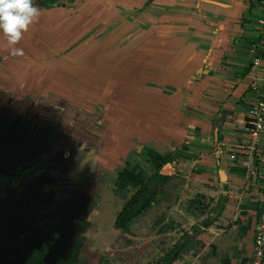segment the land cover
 Masks as SVG:
<instances>
[{
  "label": "crops",
  "instance_id": "crops-1",
  "mask_svg": "<svg viewBox=\"0 0 264 264\" xmlns=\"http://www.w3.org/2000/svg\"><path fill=\"white\" fill-rule=\"evenodd\" d=\"M64 1L37 0L39 14L16 44L0 34V175L45 160L60 195L95 183L98 207L86 220L100 237L173 234L180 238L167 264H249L261 186L245 126L250 106L264 102V0ZM112 29L121 32L102 42ZM52 35H62L73 61L108 66L83 96L74 86L71 107L42 102L50 88L35 80L48 67L12 68L24 58L19 46ZM99 42L111 48L81 55ZM159 170L168 176L162 192L128 233L117 230L123 208Z\"/></svg>",
  "mask_w": 264,
  "mask_h": 264
},
{
  "label": "rangeland",
  "instance_id": "rangeland-1",
  "mask_svg": "<svg viewBox=\"0 0 264 264\" xmlns=\"http://www.w3.org/2000/svg\"><path fill=\"white\" fill-rule=\"evenodd\" d=\"M73 1L74 0H65L64 2L72 3ZM120 32V29H112V32H109V35H106L107 31H105L101 34L100 40L105 42L106 38H111V35L115 37V35L120 34ZM59 37L60 38H56V35H52L51 38H49V44H42V46L37 42H31L32 44L19 46L16 51V54H18L16 58H24L18 59L17 62L14 60L16 63L12 61L11 64L12 68L19 70V72H31L32 74L35 71L40 73L43 70V67H48L45 72V77H37V80H35V83L37 81L38 84L40 83L42 85L43 82V84L49 85L48 87L50 88V92H48L47 97L42 99V102L48 103V106H56L57 103L60 104L63 102L71 107V104L74 102V100H72L73 94H75L72 91L74 86L76 87V85H78V87L85 92L88 89L89 84H91V86L102 84L101 82L104 78L100 75L103 74L106 65L100 59H98V61L90 62L86 60V58H81L80 60L77 59L73 61L72 55H70L71 49H68L69 45H59V41L63 38L62 35H59ZM99 44L100 42L94 45L89 44L90 48L89 46L82 47L83 49H80L81 55H86L89 49H94L96 47H102L103 53H105L108 48H111L109 44ZM124 46L126 47L127 45ZM59 49L61 50L58 51ZM121 49L122 46L120 44V39H114L113 52H119ZM57 54H60V59L56 57ZM75 67L77 69H75ZM106 67L108 68V66ZM54 71L59 75H64V85H59L57 83V74H50V72ZM74 71L77 73L80 71V76L74 77ZM53 83L59 87L54 86L53 88ZM53 90H55V92ZM80 94L83 96L86 92H80ZM60 95L62 97L65 96L64 99L62 97L60 98ZM53 112L55 111L53 110ZM59 180L60 179H53L52 183L55 182L56 184L57 182H60ZM54 189L55 187H52L51 189H43L39 191L35 194V198L32 202V205L39 208L40 211L37 219L34 221L35 223L32 230L38 234L47 232L51 226H55L50 222L54 220L56 216H65V222L55 226L58 228L60 235L47 258V262L50 264L58 261L60 258H67L69 256L78 236L74 231L76 229L75 221L82 219L86 220L88 217L90 218L92 212L98 207L96 203L97 193L95 190V183H90L86 188L81 190L79 193L80 199L78 198L76 201L73 199L71 200L72 202L65 205H63L64 202L62 204H58L60 203L58 201L52 202V190L54 191ZM92 201H94V203H92ZM91 204L93 205L91 206ZM26 215L28 214L26 213ZM25 218L27 220L26 216L22 219L20 225H18L16 229L17 234L19 232L17 230L23 226ZM11 227L12 226H9V229H11ZM153 228L154 225L150 227V229ZM98 229L97 222L92 220V225H90L89 229L84 234V237L86 238L85 246L80 253L79 261L76 264H162L164 258L171 250L170 246L176 244L180 238L171 234L166 237L168 239V241H166L162 236L157 237L154 232H149V234L147 233V236L138 237L132 241L131 239H128L129 237L123 232L120 235L117 234L109 237H100ZM16 233L5 231L3 238L5 241L9 240L10 245L14 248H19L14 240L17 236ZM113 234L115 233L113 232ZM37 236L38 235H36L34 239H36ZM9 247V244H7L6 248ZM7 263L14 264L10 257L7 258ZM0 264H5V262L2 260L0 261Z\"/></svg>",
  "mask_w": 264,
  "mask_h": 264
},
{
  "label": "trees",
  "instance_id": "trees-1",
  "mask_svg": "<svg viewBox=\"0 0 264 264\" xmlns=\"http://www.w3.org/2000/svg\"><path fill=\"white\" fill-rule=\"evenodd\" d=\"M28 151V147L22 148L16 160L21 161ZM46 164L47 162L42 160V162L32 168H26L20 165L18 167L19 172L14 177L0 175V202H7V206L10 207L9 209L13 214L19 213L23 217V215H26L27 213L28 215L26 216L32 217V221L28 222L29 226L27 230L34 225V221L37 219L40 212L39 208L32 205L35 194L39 191L55 187L54 191L52 190V202H64L63 205L72 202L71 200L73 199L75 201L78 198L80 199L79 194L60 195L57 193L59 191V186L57 183L55 184V182L52 183L53 179H55L56 173L47 170ZM167 179L168 176L164 174L162 170L149 176L145 184L134 194L119 214L115 222V228L128 233L130 225L147 211L152 206V203L155 202L157 194L162 192V188ZM92 203H94V201H92ZM92 205L93 204H91V206ZM21 219L22 218H20L19 222ZM64 222L65 216H56L50 223L58 226V224H63ZM75 224L76 229L74 231L78 236L69 256L67 258H60L58 261L51 264L78 263L80 253L85 246L86 238L84 237V234L91 224L85 219L76 220ZM51 227L47 230L48 236L44 233L38 241H32L28 249L23 252L20 257L21 264H50L47 262V258L60 235L59 232L52 233ZM174 253V250L171 251L164 258L162 264H167L171 261Z\"/></svg>",
  "mask_w": 264,
  "mask_h": 264
},
{
  "label": "built area",
  "instance_id": "built-area-1",
  "mask_svg": "<svg viewBox=\"0 0 264 264\" xmlns=\"http://www.w3.org/2000/svg\"><path fill=\"white\" fill-rule=\"evenodd\" d=\"M245 132L252 142L253 171L261 186L258 220L254 228L253 251L249 264H264V102L259 101L250 106Z\"/></svg>",
  "mask_w": 264,
  "mask_h": 264
},
{
  "label": "clouds",
  "instance_id": "clouds-1",
  "mask_svg": "<svg viewBox=\"0 0 264 264\" xmlns=\"http://www.w3.org/2000/svg\"><path fill=\"white\" fill-rule=\"evenodd\" d=\"M38 14L37 0H0V34L16 44Z\"/></svg>",
  "mask_w": 264,
  "mask_h": 264
},
{
  "label": "flooded vegetation",
  "instance_id": "flooded-vegetation-1",
  "mask_svg": "<svg viewBox=\"0 0 264 264\" xmlns=\"http://www.w3.org/2000/svg\"><path fill=\"white\" fill-rule=\"evenodd\" d=\"M9 208L10 207L7 206V202H5V205H4L3 210H2L3 216L0 217V220H1L0 221V224H1L0 228H1V230H3V233H4V231L9 229V226H12L10 231L12 233H14V232L16 233V229H17L18 225H20V223L22 222V219H24V217H26V215H23V217H22L19 213L13 214ZM20 218H22V219L19 222ZM29 221H32L31 216H29V217L27 216V220L25 218V221H24L25 223L23 222V226L17 230L19 232H18V234L16 233L17 236L14 240L16 241V244L19 246V248H14L13 246H11L9 243V240L5 241V239L3 237H1L2 233L0 234V240L2 241V243H0V261L3 260L5 262V264H8L7 258L10 257V259L14 262V264H21L20 263V257L23 254V252L26 249H28V247L31 245L32 241H38L44 233H46V235L48 236V231H47V232H44L42 234L40 233V235L36 239L30 238L29 234L32 232L34 225L30 229L27 230V228L29 226V224H28ZM51 228H52V230H51L52 233L59 232L58 228H56L55 226H53ZM7 244H9V246H10L9 248H6Z\"/></svg>",
  "mask_w": 264,
  "mask_h": 264
}]
</instances>
